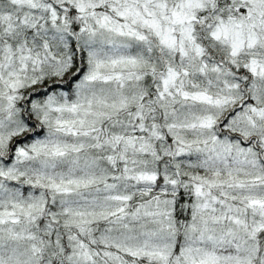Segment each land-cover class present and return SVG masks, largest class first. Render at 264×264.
<instances>
[{"label":"snow or ice","instance_id":"obj_1","mask_svg":"<svg viewBox=\"0 0 264 264\" xmlns=\"http://www.w3.org/2000/svg\"><path fill=\"white\" fill-rule=\"evenodd\" d=\"M0 264H264V0H0Z\"/></svg>","mask_w":264,"mask_h":264}]
</instances>
